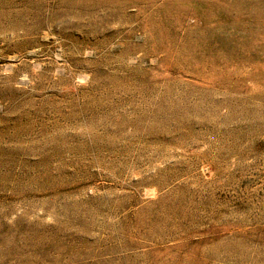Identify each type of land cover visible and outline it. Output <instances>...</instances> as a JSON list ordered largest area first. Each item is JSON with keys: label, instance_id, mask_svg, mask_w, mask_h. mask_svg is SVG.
Segmentation results:
<instances>
[{"label": "rangeland", "instance_id": "374dc122", "mask_svg": "<svg viewBox=\"0 0 264 264\" xmlns=\"http://www.w3.org/2000/svg\"><path fill=\"white\" fill-rule=\"evenodd\" d=\"M0 264H264V0H0Z\"/></svg>", "mask_w": 264, "mask_h": 264}]
</instances>
